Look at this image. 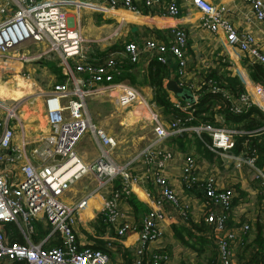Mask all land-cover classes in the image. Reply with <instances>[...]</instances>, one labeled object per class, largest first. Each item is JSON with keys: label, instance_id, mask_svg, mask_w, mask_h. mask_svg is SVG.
<instances>
[{"label": "built area", "instance_id": "2783aa9c", "mask_svg": "<svg viewBox=\"0 0 264 264\" xmlns=\"http://www.w3.org/2000/svg\"><path fill=\"white\" fill-rule=\"evenodd\" d=\"M89 0H1L0 1V54L24 58V53L10 52L21 43L47 41L49 49L56 50L61 62L64 79L53 84L49 91L40 90L47 131L38 136L18 135L22 131L21 117L16 103H6L0 99V264H110L103 251L80 245L76 238L74 224L77 213L89 196L98 189H105L100 211L105 222L121 237L132 230L133 223L125 218L120 207L131 193L132 185L137 183L141 174L134 173L132 167L137 162L145 166L155 185L151 205L141 216L137 229V244L131 264H143L144 253L149 242L160 240V222L171 218L163 205H172L183 217L186 205L180 203L174 187L163 173L166 162L173 157L174 151L161 150L160 139L181 132H191L204 142L208 151L230 158L235 166L244 165L252 172V180L259 179L261 185L256 191H264V172L255 163V154L243 150L233 152L235 134L264 131V123L252 130L229 128L206 122L187 123L192 118L193 106L179 99H170L188 117L172 116L162 121L151 113L153 138L140 147L126 161L118 162L110 158L109 151L116 146L115 139L102 127L94 125L88 116L84 99L88 94L104 90L113 95L117 106H126L137 99L136 88L122 78L119 73L121 59L107 55L102 62L93 64L83 57L84 37L80 30L69 24L63 6L73 5L76 9L90 7ZM109 6L120 5L129 11H138L133 0H104ZM148 8H160L167 16L178 14V6L170 0L162 5L161 0H141ZM252 15L264 23V0H244ZM201 13V25L215 33L220 31L228 45L237 48L248 63L259 65L264 71V52L259 49L249 33L238 34L227 17L216 4L207 0H191ZM166 40L145 37L143 43L120 41L128 59L137 62L143 56L163 64L173 61L179 78L183 79L187 59L185 54L186 36L172 25ZM70 61V64L69 62ZM78 75L74 77V75ZM241 78V77H240ZM241 78V82H242ZM211 80H207L208 83ZM251 81V80H250ZM201 82V80H200ZM190 84L188 90L193 101L197 100V85ZM244 86L245 82L243 81ZM211 91L220 92L228 102L233 113H240L245 105H255L264 115V81H251L249 90L232 94L216 85ZM246 89V88H245ZM138 103H142L140 100ZM89 131L99 143V154L91 161H83L76 153L75 143L84 131ZM206 139V141H205ZM245 141V140H244ZM58 155L59 158H55ZM67 162H71L66 165ZM76 167L69 171L72 166ZM89 177L85 191L79 198L65 202L61 198L78 180ZM179 179L187 191L200 192L202 202V222L215 249V256L206 264H232L233 248L243 242L249 230V223L242 221L237 226H228L226 219L234 198L231 187H219L211 173L198 177L196 162L191 153L181 158ZM85 184L82 185V188ZM262 190H260L262 187ZM260 188V189H259ZM148 195V191H146ZM151 198V197H150ZM264 202V201H263ZM264 206V203H263ZM261 233L264 234V212L259 217ZM35 223H41L48 235L55 234L56 244L44 245L42 241H30ZM10 227H7L6 225ZM12 228L22 238V242L11 240L8 235ZM237 244V245H238ZM155 247L151 253L150 264H168L163 250ZM253 264V263H246Z\"/></svg>", "mask_w": 264, "mask_h": 264}, {"label": "crops", "instance_id": "0c3cea01", "mask_svg": "<svg viewBox=\"0 0 264 264\" xmlns=\"http://www.w3.org/2000/svg\"><path fill=\"white\" fill-rule=\"evenodd\" d=\"M168 1L170 0H161V3L164 5ZM173 1H175L178 6V14L174 16H163V14H158L162 11L160 8L154 9L152 7L148 8L145 12H141V9H143L141 0H133L134 4L139 9L138 11H129L120 5L109 6L104 0H89L88 2L91 3L90 7L85 6L77 9L81 11V14L84 9L87 13V15H83L82 19L78 21L79 28H77L81 32H86L84 28V26H86L87 31L92 32L91 35L95 37L94 39H96L97 42H103L101 39H107L109 38L107 37L108 35L112 36L114 34V37L111 38V40H113L111 42L113 45H118L119 43L117 44L116 40H120L124 42H135L141 46L144 38L147 36L165 41L169 27L175 25L177 28L181 29L186 36L185 54L187 65L185 67L184 77L180 79L174 62H168V64L165 65L166 73L162 78L164 87L165 82L169 79H173L177 84L187 86V88L190 84L196 86L197 82L202 79L205 73L211 72V79L209 78L211 81L216 80L215 78H222L226 73L235 74L239 80L242 78V82H245L244 91L249 90L252 80L250 81L248 77L247 68L245 66L248 61L243 54L237 48L228 45L225 41V37L220 31L213 33L201 25L202 13L193 6L191 0ZM207 1L216 4L217 8L221 10L222 14H224L235 27L238 34L249 33L255 40L259 49L264 52V23L257 20L252 15L248 4L244 0ZM69 6L74 9V12L76 11V8L72 4ZM68 10L71 11V9H66V11ZM115 48L116 49H113V52H110L108 55L111 54L121 60L128 58L127 53H125L122 47ZM16 54H19L17 49ZM9 58H16V56L12 54ZM151 60L153 59H146L141 56L138 61L132 65L131 70H129L131 71V80H133V83L130 84L128 82L129 80L124 76L122 80L127 81L132 86H143V93L149 95L151 93V87L148 85L149 82L146 74L148 63ZM77 76L76 74L74 75V77ZM16 77L20 79L17 75ZM166 91L169 99H176L172 92L167 89ZM105 92L104 90H100L93 95L105 97V95H103ZM89 97L92 96H87L85 99ZM113 104L119 107L114 102ZM172 116L171 114L168 118ZM130 117H132V114ZM41 129H43V127ZM33 130L35 131L37 128L34 126L31 131ZM47 130L48 127L46 126L45 131ZM26 135L31 137L34 136L35 133ZM179 135V138L176 140H171L172 135L160 139L158 147L161 150L170 149L174 151L173 157L170 158L163 167V173L168 183L174 187L180 203L186 205L187 217H183V215L178 212V209L172 205H163L165 212L171 214V218L166 217V220L160 222V240L157 243L149 242L148 247L145 249L143 264H150L149 260L151 253L155 250V247L159 246L161 247L160 250L165 252L168 258V264H174L180 258V249L177 245L178 241H180V237L187 238L190 235L191 237L196 235V239L194 240L197 242L207 241L209 239L207 231L203 233L204 228L206 229L201 219L203 197L200 192L187 191L182 186L179 179L181 158L186 153L192 154L196 162V173L198 177L203 178L211 173L219 187L233 188L235 193L234 197H236V199L233 198L234 200L229 209L226 224L228 226H237L242 221H247L249 223V230L252 228L254 232L251 234L248 230L243 238L247 236L246 239H248L250 244L253 243L252 238L257 226H259L257 219L263 216L264 211L261 207H264V196L259 197L256 189L251 188V184L254 181L251 178L252 172L248 167L244 165L235 166L230 158L213 154L208 150L206 151L207 153L198 151L192 148L185 134L182 133ZM89 138L91 148L89 150L84 149L78 150V152L76 151L80 158L86 162L91 161L99 154V143L91 133ZM152 138L153 135L151 131L150 137H148L141 146L136 148L139 143L128 142L127 147L121 151L122 153L120 152L119 155L110 153L109 156L118 162L126 161L128 157ZM183 139H185L187 146L181 148V146H179V141H183ZM171 143H175L174 146H172ZM198 153H201L202 156H198ZM212 159L220 160L219 163L221 167L217 168L216 165L209 163ZM228 165L232 167L231 170L226 169ZM144 168L145 166L140 161L133 165V172L141 174L142 178H139L137 183L132 185L131 193L147 207L151 205L150 201L153 198L152 196L156 187L151 179V175ZM82 182L88 181H84L83 178L78 180L61 199L65 202H70L73 199L70 195L76 196L80 193L81 190L77 187ZM146 191H148V195ZM253 194L255 197L257 196L258 200H256L255 197L252 199ZM105 196L106 190L102 188L98 189L89 196L87 203L80 208L74 224L76 238L80 245L101 249L107 254L110 264H131L134 258V247L137 244V229L145 209L139 208L135 210L128 201L121 202L120 207L125 213V218L129 219L134 227L132 230L127 231L119 237L114 233L113 228L105 222L100 211ZM237 196H242V200L236 201ZM194 224L202 227L203 230L196 228ZM35 225L37 229H34L33 233L30 235V241H42L44 245L56 244L58 242L55 234L48 235V230L43 224L35 223ZM6 226L10 227L8 224ZM187 230L190 231L191 234ZM237 244L233 248L235 262L238 256H240L241 259V256L244 257L249 253L246 250L240 253V245ZM211 259L210 257L209 260ZM11 264L21 263L16 262Z\"/></svg>", "mask_w": 264, "mask_h": 264}, {"label": "rangeland", "instance_id": "374dc122", "mask_svg": "<svg viewBox=\"0 0 264 264\" xmlns=\"http://www.w3.org/2000/svg\"><path fill=\"white\" fill-rule=\"evenodd\" d=\"M62 9L64 15L69 20V24L75 27H78V21L82 19V16L87 15L85 9L84 11L82 10L81 14L80 10L76 9L77 12H74V9L69 5H64ZM66 9H71V11H66ZM84 28L86 32H80L84 37L82 53L85 59H87V56L90 57L94 54L97 55L102 51L104 52L109 46L113 45V43H111L113 41L111 38L114 37V34L112 36L108 35L107 37L109 38L107 39H101L103 42H97V40L94 39L95 37L91 35L92 32L87 31L86 26H84ZM116 41L117 44L120 43V40ZM16 49L18 50V53L24 52L25 57L9 58L4 54H0V99L6 103H16L18 114L20 115L23 124L22 131H17L18 135L22 132L23 136H27L26 134L32 135V133H35V136H38L40 132L46 130L47 126L42 105L43 96H40L38 92H40V90L49 91L53 84L59 81L55 69L59 68L61 71L62 60L56 50L49 49L47 41L35 43L28 40L21 43L17 48L10 49V52H16ZM110 52H113L112 49ZM110 52H108L107 55ZM105 56L106 55H104V57ZM68 62L70 64V61ZM16 75L20 79H17ZM221 82H223V80ZM133 86L138 92L137 99L123 107H116L113 104V95L109 92L103 94L105 97L94 96L93 94L85 96H92L84 100L85 109L91 122L96 126L102 127L116 141V146L109 151V154L112 153L113 155H119L120 152L127 147L128 142L139 143L136 148L141 146L151 135V113H155L162 121H166L171 115L170 111L166 110L162 105L157 104L153 100L152 90L148 95L143 93V86ZM138 100L142 103H138ZM131 114L132 117H130ZM223 124L226 125L225 122H223ZM34 126L37 130L31 131ZM41 126L43 129H41ZM185 135L192 148L201 152H206L208 150L205 147L204 142L198 137H195L191 132H186ZM89 136L90 132L87 130L81 134L74 147L77 152L78 150H89L91 148ZM174 144L175 143H171L172 146H174ZM184 144H186V141ZM198 156H202V154L198 153ZM219 161L220 160L212 159L209 163H212L219 168L221 167ZM231 168L232 167L228 165L226 169L231 170ZM261 168L262 172H264V166ZM83 180L90 181V178L85 177ZM83 184H85L83 187L84 189L86 187V182H82L77 187L81 191H83ZM258 185H261L259 179L251 184V188L255 189ZM259 193L260 192L257 191V195ZM81 195H83V193H79L74 199L79 198ZM254 197L255 195L253 194L252 199ZM255 199L258 200L257 196ZM240 200H242V196H237L236 201ZM261 209L264 211V207H261ZM34 229H37L36 225ZM206 231L207 230L203 231V233ZM249 232L253 234L254 231L251 228ZM195 236L191 237L190 235L184 240L183 238H180V241L177 243L180 249V258L174 264H206L210 257H214L215 249L213 244H210L208 241H198V243L194 240L196 239ZM232 264H235V259Z\"/></svg>", "mask_w": 264, "mask_h": 264}, {"label": "trees", "instance_id": "16d2710c", "mask_svg": "<svg viewBox=\"0 0 264 264\" xmlns=\"http://www.w3.org/2000/svg\"><path fill=\"white\" fill-rule=\"evenodd\" d=\"M147 9L148 7L143 6L141 12H145ZM115 47H122V44L119 43L118 45H111L104 52L102 51L97 55L94 54L90 57L87 56V60L92 62L93 64L100 63L107 56V53L111 51V49H116ZM104 55L106 56L104 57ZM134 63L135 62L130 61L128 58H124L123 60H121L119 73L115 75V78H123L124 76L129 80L130 83H133V80H131V71L129 70H131V67ZM165 65L166 64L160 63L155 60H151L148 63L146 77L148 78V85H150L152 90L153 100L157 104L162 105L166 110L170 111L173 116L178 115L181 117H188L189 114L179 111L167 96L166 88L162 84V78L166 73ZM245 66L247 68L248 77L250 80H252L253 82L264 81V71L259 65L255 63H246ZM55 70L57 71L59 81L64 79V75L61 73L59 68ZM211 75V72H207L202 76L201 82L199 81L196 89V92L198 93L196 101L183 100L178 95H175L176 99L184 102L186 101L193 106L191 110L192 118L189 119L187 123L206 122L213 125H224L223 122H225L226 125L224 126L226 127L240 128L243 130L256 129L264 123V115L255 105H245L240 113H233L229 110L228 102L223 98L222 94L220 92L210 90L209 84L216 85L225 90H228L232 94L243 93L244 85L235 74L233 75L226 73L222 76V78H215L216 80L210 81L211 83H208L207 80L209 78L211 79ZM222 80L223 82H221ZM181 86L188 89L187 86ZM182 133L185 134L186 132H181L179 134ZM179 134L172 135L171 140L178 139L180 136ZM184 142L185 140L179 141V146H181V148H183V146H187L186 144H184ZM240 150H243L247 154L254 153L255 163L258 166H262L264 164V131L257 130L251 131L250 133L235 134V145L232 148V151L237 152ZM260 188L259 189L262 190L263 186ZM259 194V197L264 196L263 191ZM234 198L236 199V197ZM126 201H128V203H130L135 210H138L139 208H144L145 210L147 209L145 204L137 200L132 193H129L126 196ZM194 226H196V228L202 229V227H199L198 225L194 224ZM10 230L11 231L8 232V237L11 240L22 242V238L17 234V232H15L12 228H10ZM203 231H205V228ZM246 237L247 236H245L243 238L245 240H243V242L241 240V243L239 244V252L242 253V251H245L247 249L249 253L244 257L241 256V259L240 256H238L235 264H264V234L261 233V225L259 224V226H257L255 230L254 236L252 238V244L249 243ZM187 238H183V240ZM207 241L211 243L209 240Z\"/></svg>", "mask_w": 264, "mask_h": 264}, {"label": "water", "instance_id": "95a60500", "mask_svg": "<svg viewBox=\"0 0 264 264\" xmlns=\"http://www.w3.org/2000/svg\"><path fill=\"white\" fill-rule=\"evenodd\" d=\"M165 88L172 92L174 95H178L181 99L192 101L193 97L190 91L183 86L176 83L175 80L169 79L165 82ZM55 158H59L58 155H55Z\"/></svg>", "mask_w": 264, "mask_h": 264}, {"label": "bare ground", "instance_id": "6f19581e", "mask_svg": "<svg viewBox=\"0 0 264 264\" xmlns=\"http://www.w3.org/2000/svg\"><path fill=\"white\" fill-rule=\"evenodd\" d=\"M71 162H67L66 163V165H69ZM76 167V165L75 166H72L70 169H69V171H71L72 169H74Z\"/></svg>", "mask_w": 264, "mask_h": 264}]
</instances>
